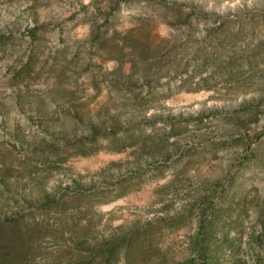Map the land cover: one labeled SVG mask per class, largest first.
Wrapping results in <instances>:
<instances>
[{"label":"rangeland","instance_id":"1","mask_svg":"<svg viewBox=\"0 0 264 264\" xmlns=\"http://www.w3.org/2000/svg\"><path fill=\"white\" fill-rule=\"evenodd\" d=\"M0 264H264V0H0Z\"/></svg>","mask_w":264,"mask_h":264}]
</instances>
